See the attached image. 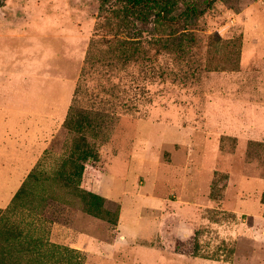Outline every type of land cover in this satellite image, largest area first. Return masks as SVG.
I'll use <instances>...</instances> for the list:
<instances>
[{
	"label": "rangeland",
	"instance_id": "rangeland-1",
	"mask_svg": "<svg viewBox=\"0 0 264 264\" xmlns=\"http://www.w3.org/2000/svg\"><path fill=\"white\" fill-rule=\"evenodd\" d=\"M20 187L27 264H264V0H0V208Z\"/></svg>",
	"mask_w": 264,
	"mask_h": 264
},
{
	"label": "trees",
	"instance_id": "trees-1",
	"mask_svg": "<svg viewBox=\"0 0 264 264\" xmlns=\"http://www.w3.org/2000/svg\"><path fill=\"white\" fill-rule=\"evenodd\" d=\"M128 17H135L141 23L152 22L154 26H171L181 22L188 24L202 16L216 0H192L183 9L177 10L175 0H118ZM29 177H33L30 174ZM25 189L15 193L12 203L0 208V264H27L38 261L47 242L36 232L25 230L21 219L13 216L14 205ZM44 249V248H43Z\"/></svg>",
	"mask_w": 264,
	"mask_h": 264
}]
</instances>
